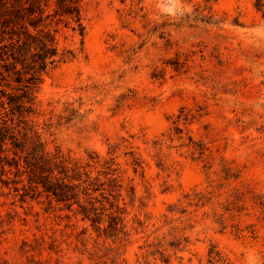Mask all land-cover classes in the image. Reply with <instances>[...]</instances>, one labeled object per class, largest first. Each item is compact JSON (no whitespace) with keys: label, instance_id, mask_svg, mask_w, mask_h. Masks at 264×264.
Returning <instances> with one entry per match:
<instances>
[{"label":"rangeland","instance_id":"rangeland-1","mask_svg":"<svg viewBox=\"0 0 264 264\" xmlns=\"http://www.w3.org/2000/svg\"><path fill=\"white\" fill-rule=\"evenodd\" d=\"M81 14L48 26L74 55L20 115L89 179L68 207L0 163V264H264V0ZM18 87L0 83V116Z\"/></svg>","mask_w":264,"mask_h":264},{"label":"trees","instance_id":"trees-1","mask_svg":"<svg viewBox=\"0 0 264 264\" xmlns=\"http://www.w3.org/2000/svg\"><path fill=\"white\" fill-rule=\"evenodd\" d=\"M49 8L52 11L46 12ZM53 19L56 24L71 20L82 28L81 0H0V83L10 77L20 85L16 89L22 91L17 96L22 101L8 93L1 95L7 94L11 115L0 116V153H4L0 154V163L2 168L7 165L25 174L28 188L33 192L45 193L70 207L75 202L72 200L78 197V187L89 176L84 173L86 179L81 180L82 172L77 163H71L59 152H49L33 122L20 115L24 103L32 104L30 95L41 74L74 55L70 49L59 51L55 35L48 28ZM13 111L19 114L15 116ZM8 153L11 157L6 155ZM83 191L91 194L86 186ZM91 210L82 209L83 218H87Z\"/></svg>","mask_w":264,"mask_h":264}]
</instances>
